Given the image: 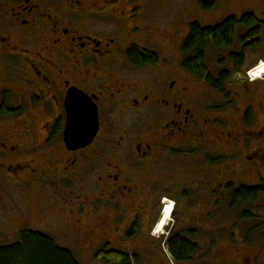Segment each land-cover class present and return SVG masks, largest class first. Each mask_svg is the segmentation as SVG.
<instances>
[{"label": "flooded vegetation", "instance_id": "af4514ba", "mask_svg": "<svg viewBox=\"0 0 264 264\" xmlns=\"http://www.w3.org/2000/svg\"><path fill=\"white\" fill-rule=\"evenodd\" d=\"M225 1L191 0L186 20L175 0H0V245L42 229L90 262L117 250L170 264L162 243L174 259L180 238L196 248L178 264H264V77L240 74L262 58L264 0ZM248 14L230 45H209L204 77L185 67L193 23ZM80 92L99 128L69 148ZM230 185L258 189L253 219L234 218ZM168 203L169 235L150 241Z\"/></svg>", "mask_w": 264, "mask_h": 264}, {"label": "trees", "instance_id": "16d2710c", "mask_svg": "<svg viewBox=\"0 0 264 264\" xmlns=\"http://www.w3.org/2000/svg\"><path fill=\"white\" fill-rule=\"evenodd\" d=\"M253 18L250 14L245 15L237 22L236 18H228L221 24L213 27H204L198 22L191 25L190 34L186 40V48H196L191 52L184 61L185 67L197 74L204 77L208 72L206 62V55L209 45L216 44L218 47L230 45L235 33V27L240 24H245L248 27L252 26ZM253 29L244 37V42L256 37ZM251 45L258 46L260 40L256 39ZM133 61L139 63L151 62V58L140 57L133 55ZM243 59L241 56L236 55V59ZM137 59V60H136ZM247 78V77H244ZM258 197V189L251 186H241L233 188L230 185L229 194V208L236 206H254L256 198ZM236 212L233 211L232 215ZM244 217L247 220L251 219L252 213L244 210L241 216L234 218ZM168 248V247H167ZM196 247L180 238H175L170 241V250L174 258L178 261H186L189 254L194 252ZM96 258L91 260L95 263L103 261L106 264H141L142 259L134 256L133 259L129 252L117 250H102ZM146 259V258H145ZM0 264H82L79 261L74 249L61 245L52 235L37 230L26 229L20 234V240L8 245H0Z\"/></svg>", "mask_w": 264, "mask_h": 264}, {"label": "rangeland", "instance_id": "374dc122", "mask_svg": "<svg viewBox=\"0 0 264 264\" xmlns=\"http://www.w3.org/2000/svg\"><path fill=\"white\" fill-rule=\"evenodd\" d=\"M177 3H179L180 5H181V7L182 8H184V12H185V14H187V17H186V20L188 19V18H190L189 17V15H188V13L190 14V10H191V8H192V5H191V0H175ZM215 1H217V2H219L220 0H215ZM241 0H226L225 1V3L226 4H228V5H232L233 4V2L234 3H237V4H239V3H242V1L240 2ZM166 3V2H165ZM168 4H170L169 2H167ZM162 11H163V13H162V15H164L165 16V20H166V27L167 28H169L170 30H173L175 27H179V28H181L182 27V25L184 24V22H175V23H173V19H170V20H168V16L169 15H165V14H169L170 13V8L168 7V6H163V8H162ZM170 23V24H167V23ZM238 29H241L242 28V26H245L244 24H238ZM263 37L264 36H261V34H260V38H261V43L258 45V47L256 48V50L254 51V54H253V58H260V57H262V59H260L257 63H255V64H253L252 63V61L253 60H251V64L247 67V71L250 69H253V68H259V71H258V69H256L255 70V73H256V75H254V78L255 79H259V77H261V78H263L264 77V71L262 72L260 69L262 68V67H264L263 65H264V40H263ZM213 55H215V58L214 59H217V57L218 58H220L221 56H222V54H220L219 52L218 53H212V56ZM262 73V74H261ZM172 206L174 207V205L172 204ZM253 206H249V205H244V206H242V205H240V206H236L235 208H234V210H235V214L233 215V216H238V213H239V215L241 216V214H242V212L244 211V210H246V211H248V213H251L252 211H254V209L252 208ZM165 208H166V206H163L162 207V210H161V212H160V214H159V216H158V218H157V220H156V222H155V224L153 225V228H152V230H153V233L155 232L156 234H154L155 235V237L156 238H154V237H152V236H149V240L150 241H154V240H157L159 237H161V236H163V235H165L167 232H168V228H166L167 226H170V225H172V223H173V218L172 217H170V219H169V221L167 222V224L165 225V226H163V230H162V232L160 233L159 232V230H160V228H159V223H160V219H161V217H162V215H163V212L165 211ZM255 212V211H254ZM252 219L254 218V216H253V214H252V217H251ZM245 221H247V220H245ZM33 229H36V228H33ZM158 229V230H157ZM36 230H41V231H44V230H42V229H36ZM158 231V232H157ZM46 232V231H45ZM51 234H53V233H51ZM20 240V238H18V240L17 241H19ZM163 240V239H162ZM12 241V242H11ZM11 241H6L5 242V244H1V246H3V245H8V244H12V243H14V241L15 242H17L15 239H12ZM60 243V242H59ZM61 244V243H60ZM146 242L145 241H143L142 243H139V245H141L142 247H145L146 246ZM73 247V246H72ZM73 249H74V252L76 253V255H77V257H78V259H79V261H81L82 262V264H96V263H92V262H90V260H89V258H88V254H87V251L86 250H84V249H81V248H79V247H73ZM152 259V258H151ZM174 261L178 264V261L174 258ZM103 263V261H99V264H102ZM151 263L152 264H157V261H155V259L154 260H151Z\"/></svg>", "mask_w": 264, "mask_h": 264}, {"label": "water", "instance_id": "95a60500", "mask_svg": "<svg viewBox=\"0 0 264 264\" xmlns=\"http://www.w3.org/2000/svg\"><path fill=\"white\" fill-rule=\"evenodd\" d=\"M82 92L73 93L72 99L80 106V109H73L69 113V122L65 132V141L69 148H77L91 143L98 132V117L95 110L87 106V99ZM80 101V102H79ZM80 103L85 105V111L82 113ZM84 116V117H83ZM84 119L86 130L79 128V123ZM88 129V131H87Z\"/></svg>", "mask_w": 264, "mask_h": 264}, {"label": "bare ground", "instance_id": "6f19581e", "mask_svg": "<svg viewBox=\"0 0 264 264\" xmlns=\"http://www.w3.org/2000/svg\"><path fill=\"white\" fill-rule=\"evenodd\" d=\"M264 66V65H263ZM259 71V70H258ZM263 72V71H262ZM262 74V73H261ZM256 75V73H255ZM256 78V77H255ZM167 200V199H166ZM172 214V204H166V208L165 211L163 212V215L160 219V223H159V232L161 233L163 230V226H165L167 224V222L169 221L170 217ZM158 230V229H157ZM158 232V231H157Z\"/></svg>", "mask_w": 264, "mask_h": 264}, {"label": "crops", "instance_id": "0c3cea01", "mask_svg": "<svg viewBox=\"0 0 264 264\" xmlns=\"http://www.w3.org/2000/svg\"><path fill=\"white\" fill-rule=\"evenodd\" d=\"M261 59H262V58H261ZM95 263H96V264H99V261L95 260ZM140 263H141V264H152L150 260L145 259V258H143L142 261H141ZM102 264H106V263L103 262Z\"/></svg>", "mask_w": 264, "mask_h": 264}, {"label": "built area", "instance_id": "2783aa9c", "mask_svg": "<svg viewBox=\"0 0 264 264\" xmlns=\"http://www.w3.org/2000/svg\"><path fill=\"white\" fill-rule=\"evenodd\" d=\"M248 74H249L251 79H254L255 71L251 70V71L248 72Z\"/></svg>", "mask_w": 264, "mask_h": 264}, {"label": "clouds", "instance_id": "9594fccd", "mask_svg": "<svg viewBox=\"0 0 264 264\" xmlns=\"http://www.w3.org/2000/svg\"><path fill=\"white\" fill-rule=\"evenodd\" d=\"M260 70H261V71H264V67H262Z\"/></svg>", "mask_w": 264, "mask_h": 264}]
</instances>
